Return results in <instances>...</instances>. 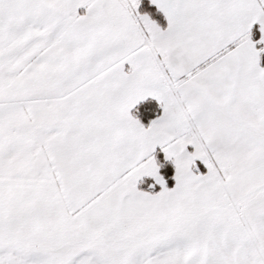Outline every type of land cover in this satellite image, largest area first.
Instances as JSON below:
<instances>
[{
  "label": "snow or ice",
  "instance_id": "obj_1",
  "mask_svg": "<svg viewBox=\"0 0 264 264\" xmlns=\"http://www.w3.org/2000/svg\"><path fill=\"white\" fill-rule=\"evenodd\" d=\"M0 264H264V0H0Z\"/></svg>",
  "mask_w": 264,
  "mask_h": 264
}]
</instances>
